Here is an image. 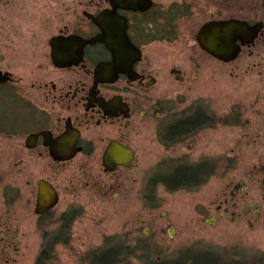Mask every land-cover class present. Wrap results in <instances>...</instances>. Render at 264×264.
Masks as SVG:
<instances>
[{
    "label": "flooded vegetation",
    "instance_id": "af4514ba",
    "mask_svg": "<svg viewBox=\"0 0 264 264\" xmlns=\"http://www.w3.org/2000/svg\"><path fill=\"white\" fill-rule=\"evenodd\" d=\"M120 4L71 0L64 6L56 0L48 14L47 0H0L1 255L28 247L22 239L32 229L39 233L38 252H59L75 238L85 206L118 197L137 182L139 126L160 102L154 90L163 75H185L177 64L145 55L147 46L173 44L179 30L201 15L188 33L199 52L194 55L237 69L241 63L243 73L264 77V0H139L138 10ZM106 11L125 17L127 36L139 50L126 72L116 69L103 43L93 41L101 31L92 18ZM226 22L237 48L229 62L198 42L204 27ZM204 128L170 146L162 143L164 130L158 140L172 147ZM156 184L164 186L153 178L147 187Z\"/></svg>",
    "mask_w": 264,
    "mask_h": 264
},
{
    "label": "rangeland",
    "instance_id": "374dc122",
    "mask_svg": "<svg viewBox=\"0 0 264 264\" xmlns=\"http://www.w3.org/2000/svg\"><path fill=\"white\" fill-rule=\"evenodd\" d=\"M47 1L50 14L56 0ZM195 16L173 44L144 49L153 60L177 64L185 75L183 80L163 75L154 90L160 102L139 126L137 182L133 177L118 197L85 206L75 238L62 244L47 264H89L87 252L106 237L111 239L108 244L120 240L135 249L138 257L130 264H141L147 256L177 260L187 251L234 259L251 256L264 264V77L243 73L241 63L237 69L235 63L194 55L199 52L192 50L188 33L202 19ZM196 106L223 121L172 147L159 142L160 132ZM167 163H207L213 173L193 190L168 191L161 184L148 189L147 182L163 173ZM34 223L31 218L32 227ZM38 234L32 229L22 239L28 247L20 253L0 254V264H34Z\"/></svg>",
    "mask_w": 264,
    "mask_h": 264
},
{
    "label": "trees",
    "instance_id": "16d2710c",
    "mask_svg": "<svg viewBox=\"0 0 264 264\" xmlns=\"http://www.w3.org/2000/svg\"><path fill=\"white\" fill-rule=\"evenodd\" d=\"M214 114L204 112V109L196 107L191 110L189 114H182L174 123L169 124L164 131V139L162 143L170 146L172 139L178 136L192 133L198 127H212ZM227 117V116H226ZM223 121L219 118L217 122ZM166 139V140H165ZM167 169L163 173L157 174L154 180H158L164 184L168 191H175L179 189L193 190L207 181L212 175L211 166L207 163H200L198 165H177L173 166L167 164ZM110 238H106L101 247L89 250L87 253L89 264H130L129 260L137 259L138 255L135 249L130 245H126L125 241L118 240L109 244ZM107 242V243H106ZM141 246V245H139ZM142 248V246L140 247ZM187 251L177 260H152L149 256L141 261V264H259L258 261H253L254 257L250 259L240 257L239 259L229 258L226 255L217 253ZM55 253L49 252L47 249L40 251L35 259L34 264H47L53 260ZM228 258V259H227Z\"/></svg>",
    "mask_w": 264,
    "mask_h": 264
},
{
    "label": "water",
    "instance_id": "95a60500",
    "mask_svg": "<svg viewBox=\"0 0 264 264\" xmlns=\"http://www.w3.org/2000/svg\"><path fill=\"white\" fill-rule=\"evenodd\" d=\"M119 1H121L119 6L122 8L139 9V0ZM92 21L101 31V34L93 41L96 40L103 43L112 52L116 69L126 72V67H130L139 58V50L131 43L126 33L127 20L123 16L106 11L97 17H93ZM232 29L233 25L227 22L206 26L200 31L198 42L203 49L215 58L229 62L237 54ZM42 203L43 201H38V206L42 205Z\"/></svg>",
    "mask_w": 264,
    "mask_h": 264
}]
</instances>
